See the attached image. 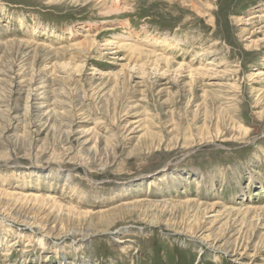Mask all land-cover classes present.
I'll return each mask as SVG.
<instances>
[{"label":"rangeland","instance_id":"374dc122","mask_svg":"<svg viewBox=\"0 0 264 264\" xmlns=\"http://www.w3.org/2000/svg\"><path fill=\"white\" fill-rule=\"evenodd\" d=\"M31 80L49 133L25 112ZM202 93L225 114L195 116ZM1 193L170 217L86 236L0 212V264H264V0H0Z\"/></svg>","mask_w":264,"mask_h":264},{"label":"bare ground","instance_id":"6f19581e","mask_svg":"<svg viewBox=\"0 0 264 264\" xmlns=\"http://www.w3.org/2000/svg\"><path fill=\"white\" fill-rule=\"evenodd\" d=\"M14 50H17V49L15 48ZM132 52L135 53V50H133ZM136 52H137V50H136ZM138 53L146 54V53L141 52V51H138ZM21 58H22V56H21ZM155 58H157V57H155ZM157 59H159V58H157ZM160 60H162V59H160ZM163 62H164L165 65H169L170 67H172L171 65H173L171 62H169V60L168 61L163 60ZM179 68H181V66ZM195 73H197V72L189 71V74H192L191 76H193V74H195ZM4 75L7 76L6 78L8 79V82H9L8 94H10V96L8 95V97L6 98V100L9 102V99H11L10 98L11 96L19 95V93H18V91L20 92V90H19L20 88L19 87H21L20 85L22 83H24L25 81L22 82L21 81V80H23L22 78H20L21 80H19V77H18L19 75L17 74V72L13 71L12 69H10L7 72H5ZM38 81L39 80H37L36 82L32 81V80L28 81L29 82L27 84V89H28L27 91L28 92L25 95V99H26V102H27L26 103V111L25 112H27V114H29V116H30V114H31V116H33V121L34 122L32 124V127L35 129L34 132L37 133L36 135H40V134H42L45 131H47L48 133L51 130L54 131V128H55V126L57 124V121H56L57 113L54 114L51 111H49L47 113V111H46L47 115L41 114V112L43 110H45L46 108L47 109L49 108L48 107L49 105L46 106V107L45 106L43 107V106H40V105L42 104V102H44V103L48 102V100L50 98L48 96V94H49L48 91L45 92V91H41L40 90L41 91L40 94L37 92L38 94L34 95L36 93V91H37V88L43 89L40 86L41 82L39 83ZM5 86H7V85H5ZM35 86H36V89H35ZM211 93H214V92H211ZM206 96L207 95L203 94V93H202L201 96H199V98H201V102L203 103V105H202L203 108H200V105H197L195 107V111L193 113H195V116H196V115L199 114L200 110H203V113H202L203 114V118L205 120H207L209 118V120L211 122L212 117H217V118L221 117L223 114H225V111L221 110L220 106H219L220 108L218 107L217 100H216L217 96H213L214 98L213 99L211 98L210 100L207 99ZM41 99H42V101H41ZM192 99H193V97H192ZM34 101H36L37 104H38V102L41 101V104L39 105L40 107L37 106V105L31 104L32 102L34 103ZM2 103H4V102L2 101ZM257 103H259V101H257ZM228 108H226L227 111H229ZM10 110L11 111L13 110L12 111V114H13V112L15 113L19 109H18V107L14 106ZM216 123L217 122H215V124ZM37 124L40 125L42 128H44L42 133L38 131L39 127H38ZM131 125H133V123H131L129 127H131ZM203 127H205V126H203ZM203 127H200L199 129H202V131L204 132L205 129H203ZM130 130L132 132L133 129H130ZM145 134H148V133L145 132ZM87 142L88 141L86 140L85 142L83 141L80 144L84 145V143H87ZM88 154H92V151H91V153H90V151L87 152V155ZM13 199H15V196L1 193L0 194V212H4L5 211L8 214H10L12 216V218H14L15 220H19V221H21L22 223H25V224H29L30 223L31 225H35V226H37V227H39L40 229H43V230H44V228L46 230H48V231H51V230L53 231L54 229H58V228L59 229L60 228H62V229L65 228V229L72 230V231H75V232H84L85 234H87L86 236L112 231L113 228L117 227V223L125 221V220H129L130 221V220H134V218H136V219H142L143 221H146L147 219H149V222H150L149 224L150 225H158L160 220H163V219H165V218H167L169 216L168 212L164 213V211L163 212L162 211L153 212L152 210L151 211L143 210L145 208H149L150 209L152 207L150 206L151 203H146V202L144 203L142 201H141L142 203H138L137 202V203L132 204V205L121 206V207L115 208L114 210H112L110 212L98 214V215H95V216H88V215H77V216H74V215H72L73 217H70V215L66 216V213H65V215L61 214L62 213L61 211H64V210L66 211V209H63L59 205L52 204V208L48 209L47 207H45L46 201H43L41 199L40 200L39 199H33V198L31 200L29 199L31 201L30 204L26 203V200H28V198L27 199L23 198V200H19L18 199L15 202L12 201ZM48 202H49V200H48ZM54 203H56V202H54ZM178 204L179 205H183V204H192V203L191 202H183V203H178ZM193 207H194V212H193L192 218H190V219H192L194 221V220H196V218L198 216V213H199L198 211H199L200 204H196ZM211 207H212V205H211ZM55 208H57L58 212L55 211ZM59 212H61V213H59ZM131 222H133V221H131ZM167 228L169 230H172V231H178L176 229V226L172 227V225H169ZM178 228H179V226H178ZM195 230H197V231H195ZM200 230L201 229H198V228L194 229V230L191 229V230H189V232L194 233V235H195V233L198 234ZM38 243H39V245H41L42 241H39ZM227 245H229V244H227ZM236 245H237V243H234L233 245H229V247H226V248H223V249L220 247L219 249H222V251L226 252L229 256L233 257L235 255V253H236V248H235Z\"/></svg>","mask_w":264,"mask_h":264}]
</instances>
